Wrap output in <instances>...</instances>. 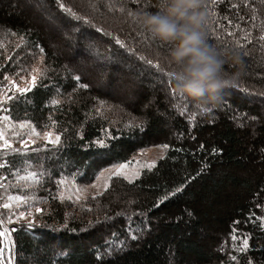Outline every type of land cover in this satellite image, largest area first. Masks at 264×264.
Here are the masks:
<instances>
[{
	"label": "trees",
	"instance_id": "16d2710c",
	"mask_svg": "<svg viewBox=\"0 0 264 264\" xmlns=\"http://www.w3.org/2000/svg\"><path fill=\"white\" fill-rule=\"evenodd\" d=\"M43 1L70 23L63 25L77 51L84 43L96 54L82 62L101 69L104 79L92 85V71L86 77L73 59L51 50L26 10L0 6V83L5 73L18 76L42 58L36 87L6 103V114L61 137L57 146L9 153L0 168L7 177L14 168L38 171L34 186L24 188L42 209L33 227L8 223L9 211L0 209V219L15 229L13 264H264V0H204L207 42L236 53L222 65L228 82L214 105L177 91L157 55L165 49L128 15L157 10V0H88L78 8L72 0ZM115 83L119 91L130 85L135 100L113 97ZM174 99L178 110L169 106ZM161 144L169 147L131 183L113 178L84 205L54 195L62 176L91 182L102 169ZM181 184V192L156 204ZM245 236L249 248L241 252Z\"/></svg>",
	"mask_w": 264,
	"mask_h": 264
},
{
	"label": "rangeland",
	"instance_id": "374dc122",
	"mask_svg": "<svg viewBox=\"0 0 264 264\" xmlns=\"http://www.w3.org/2000/svg\"><path fill=\"white\" fill-rule=\"evenodd\" d=\"M5 1V2H4ZM71 1V0H70ZM88 0H72L73 5L78 8L79 6L82 7V3L87 2ZM11 2V5L14 6V8L18 11L26 10L25 13L26 17L28 19V22L33 25L37 26L41 29L44 35L47 37V41L49 43V48L56 53H62L66 56H68L69 59H73L75 63L74 69L79 68V71L83 73L86 77L87 74L92 71V75L89 77V82L92 83V85H100L103 82L104 74L102 73V70L99 71L94 70L93 68H89L91 65L89 61H87V64L83 63L82 61L88 56H91V60H95L94 56L96 54H92L91 50L85 47L86 44L82 43L84 46L82 50L77 51V46L75 43L71 42L69 40L71 31L69 28L64 26V22L61 18L62 16L58 13H55L52 9H49L44 5L43 0H0V6L1 5H9L7 3ZM72 4V3H71ZM92 6V3L89 4V7ZM57 14V15H56ZM61 16V17H60ZM110 17V16H109ZM117 19L119 21H123L122 18L117 16ZM68 20V19H67ZM68 21H73V19L70 18ZM67 23V22H66ZM67 24H70L69 22ZM79 39V38H78ZM22 48L24 45L21 46ZM26 53H30L33 55L32 52H30L27 47H25ZM15 59H19L18 63H22V60L20 58V52L18 55L15 56ZM100 60L102 62L107 60V55H102ZM42 58L41 56H38L32 65H30V68L28 71H20L18 76H8L10 79L15 80L20 86H26L27 81L30 79V73L33 75H36L37 78H40V75L42 74V68H41ZM37 69L36 72H33V69ZM106 72H111L110 70H106ZM20 76H24L25 80L21 81L19 79ZM0 86L3 87L5 91L8 89V81L5 79V82L3 84L0 83ZM119 86V87H118ZM113 92L112 96L116 99H127L129 101L135 100V95L130 91L132 88L130 85H125V89L122 91H119L121 88V85L114 84L113 85ZM134 98V99H133ZM171 105V108H175L178 110V106L180 104L177 103L176 99L172 100L169 103V106ZM182 106V104H181ZM4 115H7L4 113ZM26 121L21 122H15L10 120L4 121L0 119V129L4 130L5 137L10 139L12 141V147L16 148L18 150H24V146L20 144V140L24 139L25 143H28L29 139H35V143L28 144V148H32L34 150H40V148H46L48 144L43 139L44 132L48 131L53 134V138L55 137L56 133H54L51 129L44 130V131H38L39 137H33L30 135L31 133V126L32 124L25 123L24 128L20 127L21 123H24ZM13 132H16L17 135H13ZM57 146V145H56ZM164 149H161L157 146L149 147L147 149H144L140 152H138L136 155H134L129 161L125 162L126 164L125 169L123 170L125 174L128 175L130 180H133L137 176H134V174L139 173L143 169H147V164L151 161H157L163 154ZM11 153V151L7 149H0V164H4L5 166L8 165V159L7 155ZM9 157V156H8ZM120 164V163H119ZM117 164L110 165L98 173L95 174L94 180L91 182H81L78 181L75 177L72 175L70 176H62L57 179L56 181V189L54 191V195L59 198L60 200H65L68 204L76 205H84L86 201L91 198L95 197L98 194L102 193L105 190V182L107 181L108 184L113 179L111 177V172L114 171L113 166ZM37 174L38 171H35L33 169L28 170H20L17 168L11 169L10 173L7 175L0 173V209L2 208V205L4 203H9L8 196H24L25 201L16 202L15 200L11 201V209H8L9 213L15 214L20 211H24L27 213L28 211L32 212L31 217H25V219H18L15 215L12 217L11 222H19V221H26L32 220L34 222V217L37 215V212L35 209L38 207L37 205H34L32 201L36 202L35 199L30 196L29 193H27L24 188H29L34 186V184L37 182L38 177L36 175L29 176V173ZM11 177V178H10ZM40 178V177H39ZM7 182L6 185L4 183ZM11 183V184H10ZM22 184V185H21ZM6 186L10 190L9 193H5L3 191L2 187ZM19 188L22 191H14L15 188ZM29 197V198H28ZM41 207V205H40ZM69 210H72L73 208H68ZM6 210V209H3ZM127 214V213H124ZM127 222V221H125ZM5 227H8V224L5 223ZM110 230V229H109ZM99 235V234H97ZM101 236V235H100ZM103 241L109 240L108 235H104L102 237ZM7 244V242H6ZM112 246V245H111Z\"/></svg>",
	"mask_w": 264,
	"mask_h": 264
},
{
	"label": "clouds",
	"instance_id": "9594fccd",
	"mask_svg": "<svg viewBox=\"0 0 264 264\" xmlns=\"http://www.w3.org/2000/svg\"><path fill=\"white\" fill-rule=\"evenodd\" d=\"M204 0H157L156 11L137 14L138 25L167 47L157 53L173 73L175 88L198 104L214 105L228 82L222 65L236 53L207 42Z\"/></svg>",
	"mask_w": 264,
	"mask_h": 264
},
{
	"label": "snow or ice",
	"instance_id": "6c2138e0",
	"mask_svg": "<svg viewBox=\"0 0 264 264\" xmlns=\"http://www.w3.org/2000/svg\"><path fill=\"white\" fill-rule=\"evenodd\" d=\"M59 7L61 9L65 8L64 4H62V3L59 5ZM203 7H204V9L207 8V4L204 3ZM156 8H157V5H156ZM67 11L71 12V9H67ZM154 11H156V10H154ZM140 12H142V11H140ZM137 14L134 15L131 12L128 13V15L131 16L133 20H135L136 24H138ZM73 15H75V14L73 13ZM80 19H82V18L77 16V20H80ZM83 21H84L85 24L89 23V21H88V19L86 17L83 18ZM97 31H100V29H97ZM149 38L152 39L153 41H156L152 37H149ZM115 43H116V45H120L121 41L119 39H117L115 41ZM159 46L161 48H163V49H165L167 47V45L165 43H162V42H159ZM41 51L43 52V49H41ZM243 55H247V53H244ZM140 59H143V57L141 56ZM147 63H148V65H151L153 67H159L158 64L157 65H153V61L152 60H148ZM36 71H37V69L34 68L33 72H36ZM161 71H163V69H161ZM167 75L169 77L173 78V73L171 71L167 72ZM4 78L8 81V89H7V91H5L3 89V87L0 86V119H2L4 121H7V120H9V116L8 115H4V113H6L8 111V108L5 107V104L6 103H10L13 100L18 99V97H23L26 93L31 92L32 89L36 87L37 82H38V78H37L36 75H33V74L30 73V79L27 81L26 86H20L15 80L10 79L8 77L7 73H5ZM19 79L21 81H24L25 77L24 76H20ZM76 79H79V77H77ZM82 87L87 88L88 85L84 84V85H82ZM52 103L55 104L56 101L53 100ZM96 111L99 112V109H96ZM202 111L206 112V111H208V109L204 108V109H202ZM25 123L31 124V122L26 121L24 123H21L20 127L24 128ZM54 123H55V121H53V124ZM13 135L15 136V135H17V133L13 132ZM30 135L33 136V137H39V133L37 132V129H36L35 126H31ZM43 139L48 144L58 145L59 142H60L61 137H60L59 134H56L55 137L53 138V134L51 132L46 131L43 134ZM32 143H35V139H29L28 143H25L24 139L20 140V144L23 145L25 149L28 148V144H32ZM96 143L98 145H100L101 147L104 146V141L103 140H98V141H96ZM157 147H159L161 149H167L169 147V145L161 144V145H157ZM0 149H7V150H9L11 152L19 151L18 149L12 147V141L5 137L4 130H2V129H0ZM155 163H156L155 161L149 162L147 164L148 170H151L152 167L155 165ZM3 167H5V165L4 164H0V168H3ZM125 167H126V164H124V163H120V164L114 165L113 166L114 171L111 172V177H113V178L122 177L124 180H127L129 183H131L132 181L129 179L128 175L125 174V172L123 171L125 169ZM28 175L29 176H34L35 174L30 172ZM138 175H139V173L134 174V176H138ZM188 179L191 180L192 178L189 177ZM187 182L188 181H186L185 183H187ZM184 186H185L184 184H181L174 191L168 192L166 196L161 197L159 200H157L156 204L159 205L163 200H166L169 197H172V196L176 195L177 193L181 192L183 190ZM104 187H105V189H107L109 187V184H108L107 181L105 182ZM13 200H15L16 202L19 203L21 201H25V197L24 196H20V195H17V196H11L10 195V196H8L9 203H4L2 205V208L6 209V210L11 209L12 205H11L10 202L13 201ZM257 207H259V205H257ZM35 211L37 213H40V212H42V209L37 207L35 209ZM13 215H15L16 218H18V219H25L26 216L27 217H31L32 216V212L28 211L27 213H25L24 211H20V212L15 213V214L10 213L9 219H8V223H11ZM259 219L261 220V227H264V218H259ZM5 223L6 222L3 219H0V264H13V255H12L13 242L11 241L10 236H11V233L13 231H15V229L5 227ZM27 226H28V228H32L33 227V221L32 220H27ZM232 238H233V240L236 239L235 236H233ZM132 239H136V237L133 236ZM6 242H7V244H6ZM121 243H123V242H121ZM248 248H249L248 237L245 236L243 238L242 247L239 249V251L243 252V251L247 250ZM231 259L235 260L236 257L232 256Z\"/></svg>",
	"mask_w": 264,
	"mask_h": 264
}]
</instances>
